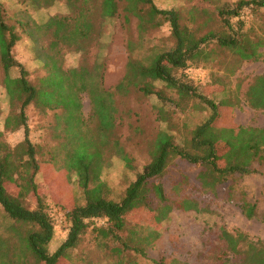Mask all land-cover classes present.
<instances>
[{
    "label": "trees",
    "instance_id": "trees-1",
    "mask_svg": "<svg viewBox=\"0 0 264 264\" xmlns=\"http://www.w3.org/2000/svg\"><path fill=\"white\" fill-rule=\"evenodd\" d=\"M50 3L48 8L53 6ZM66 6L72 15H49L38 23L22 10L11 18L10 25L4 20L5 9L0 2V61L6 74L4 87L11 103L4 132L0 131V206L13 223L10 232L18 233V225L29 228L24 234L18 233L17 242L13 244L10 237L0 235V264H63L70 260L72 252L86 237L100 248L107 249L114 244L112 252L120 257L117 264H137L121 257L129 252L147 256L160 233L148 229L143 236L139 233L124 236L127 218L140 204L151 212L158 210L150 203L152 195L166 202L161 180L175 159L202 168L200 179L206 186L225 182L231 176L256 173L257 167L264 164V128H236L223 113L228 101L217 102L210 98L191 78L192 70L207 61V47L211 44L229 50L241 61L264 58V33L254 40L253 29L247 28L246 20H236L245 16L246 10L264 11V0H239L220 9L218 15L225 30L204 37H198L182 25L181 17L174 9H160L154 0H127L126 10L140 20L142 33L148 27L166 23L171 29L174 45L143 60H130L126 76L115 92L104 89L97 68L93 71L85 68L66 70L62 52L65 48L84 51L95 32L96 13L99 11L102 19L114 18L118 13L117 0H101L100 4L97 0H66ZM23 37L35 46L49 41L46 46H39L44 54L41 62L45 75L36 83L29 80L26 67L13 55L14 47ZM15 68L19 69L20 75L13 78L10 72ZM217 82L218 79H214L212 84ZM158 84L173 93L178 102H196L201 108L203 106L208 115L191 130L182 144L176 143L168 132L160 131L154 143L152 161L138 174L121 201L110 200L102 179L104 169L110 165L107 153L113 152L127 165L131 164L119 142L111 138L118 114L115 97L128 93L130 88H137L148 97L163 100L164 93L157 90ZM83 93L88 94L93 118L98 121L95 130L88 127L82 115L80 97ZM247 101L254 110L264 111V74L255 78L247 92ZM31 105L62 110L58 119L64 141L47 161L39 159L40 147L29 138L26 111ZM225 122V127L229 128H220ZM21 129L26 132L25 140L11 146L6 133ZM223 152L224 159L230 162L224 167L220 166ZM46 162H51L56 170H65L75 191L70 209L58 204L65 209L70 230L67 239L53 253L50 243L54 237V219L38 183L41 166ZM31 198L36 202L32 203ZM192 203L198 207L197 203ZM182 204L178 206L183 209ZM243 211L248 219L257 216L255 205L244 203ZM99 220H104V225L98 226ZM219 240L225 246L212 264H264V246L250 241L246 234H231L223 229ZM156 264L189 263L163 258Z\"/></svg>",
    "mask_w": 264,
    "mask_h": 264
},
{
    "label": "rangeland",
    "instance_id": "rangeland-1",
    "mask_svg": "<svg viewBox=\"0 0 264 264\" xmlns=\"http://www.w3.org/2000/svg\"><path fill=\"white\" fill-rule=\"evenodd\" d=\"M100 1L97 0V3L100 4ZM238 1L154 0L160 9L176 10L181 17L182 25L188 27L198 37L224 31L225 27L218 15L219 10L228 8ZM0 2L5 9L4 20L10 25L11 18L22 10L27 11V17L35 19L38 23L45 21L49 15H72L70 8L66 6V0H0ZM117 2L118 13L114 18L102 19L99 11L96 13L95 32L84 51L65 48L62 52L63 67L66 70L85 68L93 71L97 68L102 75L104 89L111 92H115L116 87L126 76L130 60H143L174 45L168 24L148 27L147 31L142 33L140 20L126 10L127 0ZM49 3L53 4L51 8L47 7ZM245 17L247 28L253 29V39L257 40L264 33V11L254 13L246 10ZM47 41L35 46L33 42L23 37L13 49L15 59L26 67L28 78L33 83L45 75L41 62L44 54L39 46H46ZM207 51V61L192 70L206 73L205 77L199 80L193 79L191 75L195 84L217 102L228 101L223 113L236 128L263 129L264 111H256L249 106L247 92L255 78L264 74V58L260 61H241L229 50L216 44L207 47ZM10 75L13 78L18 77L19 69H12ZM5 76L0 61L2 132L11 110L10 97L4 87ZM214 79H218V82L212 84ZM157 90L163 91V100L156 96L148 97L137 88H130L128 93L117 94L115 97L118 114L111 138L119 142L131 164L127 165L113 152L107 153L110 165L104 169L102 179L107 185V197L110 200L121 201L138 174L152 161L154 143L160 131L168 132L174 136L176 143L182 144L184 139L190 136L191 130L208 115V111L196 102H178V98L162 84H158ZM80 99L84 120L91 130H95L98 121L93 118L90 98L87 93H83ZM26 114L29 138L40 147L39 159L50 160L54 151L59 150L64 141V133L59 127L58 119L62 115V110L53 111L31 105L27 108ZM225 126L226 122L220 128H229ZM25 137L24 129L6 133V139L13 147L24 141ZM220 164L223 167L230 165V162L224 159V152ZM257 168L259 170L256 173L231 176L225 182L206 186L200 179L202 168L175 159L167 175L161 180L166 202H161L152 195L150 203L158 210L151 212L143 205H137L126 221L124 236L134 233L143 236L146 235L144 232L150 229L160 233L159 239L153 248L148 250L147 256L141 257L129 252L121 258L137 264H156L163 258H175L189 264H212L225 246V243L219 240L220 231L223 229L231 234L244 233L250 241L264 246V164ZM208 180L211 182V179ZM38 183L41 194L46 196L54 219L55 231L50 243V251L53 253L68 237L70 223L65 218L64 211L73 206L74 185L67 172L56 170L51 162L42 164ZM31 202L35 203L36 199L31 198ZM192 202L197 203L198 207ZM244 203L255 205L256 217L252 219L246 217L243 211ZM55 204L64 205L65 209ZM181 204L183 209L178 206ZM12 224L0 206V235L10 237L13 244L17 242L18 233L24 234L29 228L18 225V233L10 232L9 227ZM97 225H104V220H99ZM114 246L113 244L107 249L100 248L86 237L72 252L70 260L64 261L63 264H117L120 257L112 252ZM233 259L236 260V257L233 256Z\"/></svg>",
    "mask_w": 264,
    "mask_h": 264
},
{
    "label": "built area",
    "instance_id": "built-area-1",
    "mask_svg": "<svg viewBox=\"0 0 264 264\" xmlns=\"http://www.w3.org/2000/svg\"><path fill=\"white\" fill-rule=\"evenodd\" d=\"M246 20V17L244 15L242 16H239L236 18V20ZM205 72L201 71V70H195V71H192V78L195 79V80H199V79H203L205 77Z\"/></svg>",
    "mask_w": 264,
    "mask_h": 264
}]
</instances>
